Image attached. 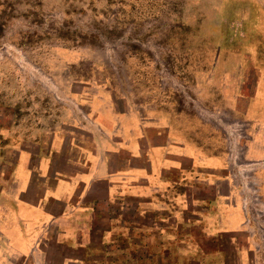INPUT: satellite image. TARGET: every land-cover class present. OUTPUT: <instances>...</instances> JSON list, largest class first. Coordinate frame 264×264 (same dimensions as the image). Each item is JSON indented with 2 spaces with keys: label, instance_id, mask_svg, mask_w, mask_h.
Listing matches in <instances>:
<instances>
[{
  "label": "rangeland",
  "instance_id": "374dc122",
  "mask_svg": "<svg viewBox=\"0 0 264 264\" xmlns=\"http://www.w3.org/2000/svg\"><path fill=\"white\" fill-rule=\"evenodd\" d=\"M250 119H264V0H0V195L27 156L22 197L56 217L33 255L3 262L264 264L262 202L247 206L249 231L209 236L192 211L122 189L128 164L143 165L133 136L157 144L171 128L218 149ZM258 168L245 178L264 201ZM88 170L113 172L115 194L98 181L86 197L81 182L70 198H44Z\"/></svg>",
  "mask_w": 264,
  "mask_h": 264
},
{
  "label": "crops",
  "instance_id": "0c3cea01",
  "mask_svg": "<svg viewBox=\"0 0 264 264\" xmlns=\"http://www.w3.org/2000/svg\"><path fill=\"white\" fill-rule=\"evenodd\" d=\"M247 122L250 126L246 129L248 134L234 136L233 140L228 136L218 149L193 135L177 129L173 132L169 127L163 134H158L160 143L157 144L150 143L146 135L142 143H139L138 136H133L129 147L133 151L131 158L142 157L143 165L135 167L128 164L123 191L128 196L157 200L160 207L169 209L174 216L192 211L197 214L198 221L209 236L248 230L250 219L247 206L253 201L264 204L256 194L260 181L245 178V174L251 176L256 173L258 165L264 160V119H250ZM132 124L129 129L135 132V123ZM20 162L13 194L6 197L0 195V264H6L3 261L8 253L9 257L33 255L36 239L41 235L44 224L47 228L49 223L56 221V217L44 210L41 203L22 197L28 189L33 171L27 166V156H21ZM45 171H48V167H45ZM171 172L175 174L173 180L167 175ZM113 174L88 170L71 174L67 179L57 178L51 187H46L44 198L56 201L70 198L81 182L85 184L81 197H86L90 185L98 181H107L106 194L113 196L117 191L112 182ZM42 177L48 179V176ZM141 179L143 181H139ZM261 183L264 190V180ZM221 187H225L226 192L221 191ZM188 188L191 189V196L188 195ZM198 193L201 195L198 196ZM251 194H256L257 198ZM189 206L191 210H186ZM86 209L82 208L83 211ZM163 250L168 254L167 249Z\"/></svg>",
  "mask_w": 264,
  "mask_h": 264
},
{
  "label": "built area",
  "instance_id": "2783aa9c",
  "mask_svg": "<svg viewBox=\"0 0 264 264\" xmlns=\"http://www.w3.org/2000/svg\"><path fill=\"white\" fill-rule=\"evenodd\" d=\"M261 234H262V236H264V231L261 229Z\"/></svg>",
  "mask_w": 264,
  "mask_h": 264
}]
</instances>
